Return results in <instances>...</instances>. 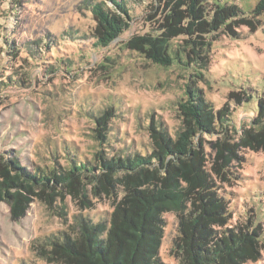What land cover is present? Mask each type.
<instances>
[{"label":"rangeland","instance_id":"rangeland-1","mask_svg":"<svg viewBox=\"0 0 264 264\" xmlns=\"http://www.w3.org/2000/svg\"><path fill=\"white\" fill-rule=\"evenodd\" d=\"M149 1L125 0L131 26L100 47L88 0H0V152H9L29 169L67 167L73 157L93 162L95 151L103 148L109 154L149 152L151 124L162 125L171 136L181 125L178 103L189 74L198 76L191 79L214 112L223 111L233 141L239 142L244 130L256 133L253 119L260 111L264 114V14L253 29L238 25L233 33L203 37L212 38L211 62L200 76L194 73L201 67L195 56L186 65L160 66L125 46L131 36L147 30L142 16ZM219 1L236 5L248 16L258 2ZM105 112L108 144L102 147L95 118ZM200 138L210 159L215 158L222 135ZM259 147L237 150L241 159L231 164L239 178L222 187L230 199V223L250 219L264 236V147ZM55 203L56 210L63 207L64 216L34 200L13 220L9 206L0 201V264H47L30 250L33 239L62 229V217L69 223L80 212L99 219L110 209L109 204H95L78 210L69 195ZM175 226V217L167 214L160 247L165 264H174L169 248ZM245 264H264V251Z\"/></svg>","mask_w":264,"mask_h":264},{"label":"trees","instance_id":"trees-1","mask_svg":"<svg viewBox=\"0 0 264 264\" xmlns=\"http://www.w3.org/2000/svg\"><path fill=\"white\" fill-rule=\"evenodd\" d=\"M87 9L96 46H107L133 21L125 0H88ZM263 14L264 0H258L249 16L219 0H150L142 16L147 30L131 36L125 46L160 66L186 65L195 56L201 67L194 73L202 76L211 62L212 40L203 37L233 33L238 25L253 29ZM191 76L198 78L189 74L178 103L181 125L171 136L162 125L151 124L149 152L109 154L103 148L95 151L93 162L73 157L67 167L51 169H29L9 152H0V201L9 206L13 220L34 200L58 216L65 214L62 206L56 210L55 202L67 195L78 210L109 204L102 218L77 212L69 223L62 217V229L33 239L30 250L38 259L47 264H165L160 247L167 214L176 220L169 248L174 264H245L260 258V227L250 219L230 223V199L222 185L231 186L239 178L231 161L241 159L240 147H264V114L260 111L253 119L256 133L244 130L236 143L223 111L214 112ZM107 114L95 118L102 147L108 144ZM214 132L222 140L217 156L210 159L200 135Z\"/></svg>","mask_w":264,"mask_h":264}]
</instances>
